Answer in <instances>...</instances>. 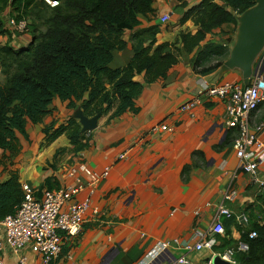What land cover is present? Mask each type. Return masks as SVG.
I'll list each match as a JSON object with an SVG mask.
<instances>
[{"label":"crops","instance_id":"crops-1","mask_svg":"<svg viewBox=\"0 0 264 264\" xmlns=\"http://www.w3.org/2000/svg\"><path fill=\"white\" fill-rule=\"evenodd\" d=\"M200 1L188 0L185 5L177 0H154L153 13L137 28L159 24L158 42H175L181 31L198 30L192 20L182 23L181 18L188 7ZM164 13L170 14V20L163 24L160 17ZM1 17L6 18V26L15 38L18 31L9 24V15ZM227 26L222 32L208 34L205 42L229 38ZM134 31L124 34L125 48L113 51L111 67L130 62ZM28 36L19 37L23 44L28 42ZM1 38L4 41L5 37ZM193 56L194 52L181 56L164 79L147 82L142 74L138 75L136 79L143 84L136 99L139 111L113 115L112 110L102 115L98 127L89 132V146L80 152L72 151L66 135L50 143L43 136L46 126L59 125L72 116L77 108H70L68 101L55 98L51 112L41 122L28 120L27 137L21 138V153L15 166L22 184L27 182L43 189L50 183L55 189L72 181L68 172L79 162L95 171L110 167V174L98 186L85 187L76 195L77 199L89 197L83 228L77 236L63 242L61 253L51 264H141L160 241L177 238L182 245H193L199 239L197 232H208L216 219L226 228L229 216L219 214L222 205L247 225L245 209L258 204L262 193L239 167L233 148L237 130L226 125L227 99L201 92L199 82L202 78L210 83H243L242 77L239 71L221 76L218 69L209 75L199 74L194 70ZM194 100L189 111L181 110L182 105ZM263 120L264 107L252 113L251 130L255 131ZM163 124L172 130L156 128ZM59 148L64 149L54 160ZM126 151L127 157L121 158ZM260 174L264 177V167ZM7 177V171L0 167V181ZM81 178L89 181L86 174ZM229 190L236 191L232 200L225 199ZM240 216H245L243 222ZM230 231L228 238L240 239L235 224ZM224 248L221 243L215 247ZM171 252L175 256L186 254L190 264H206L211 255L208 249L186 252L182 247H171ZM21 254L30 262L39 260L30 244L23 247ZM3 257L5 264H19L8 244Z\"/></svg>","mask_w":264,"mask_h":264},{"label":"trees","instance_id":"trees-1","mask_svg":"<svg viewBox=\"0 0 264 264\" xmlns=\"http://www.w3.org/2000/svg\"><path fill=\"white\" fill-rule=\"evenodd\" d=\"M59 1L58 6L50 7L44 0H0L1 14L16 20L33 17L34 22L39 19L45 26V30H40L29 23V41L17 45L11 42L6 18L0 17V71L5 77L0 82V167L8 173L0 181V217L16 213L24 197L15 166L21 153V138L27 137L28 120L41 122L51 112L55 98L68 101L70 108L81 107L88 116L112 110L113 115L137 113L136 99L143 88L136 79L138 75L142 74L147 82L164 79L181 56L192 52L197 73H214L228 58L234 34L220 42H205L207 35L222 32L225 25H233L236 31L237 16L255 3L201 0L188 7L181 18L182 23L192 20L198 26L195 33L185 30L175 42H158L161 25L137 28L153 13L154 0ZM128 31H134V55L127 65L113 68V51L125 48L123 36ZM1 37H5L4 41ZM81 129L79 120L69 116L59 125L46 126L43 136L50 143L66 135L72 151L77 153L86 149L91 139L89 132ZM63 149L55 152L54 160ZM48 188L52 189V184ZM259 199L258 204L245 209L247 225L231 214L225 236H219L222 248L234 246L237 241L228 235L235 224L240 239L250 243L248 252L236 254L238 264H264V194ZM251 231L257 232L255 238H249Z\"/></svg>","mask_w":264,"mask_h":264},{"label":"built area","instance_id":"built-area-1","mask_svg":"<svg viewBox=\"0 0 264 264\" xmlns=\"http://www.w3.org/2000/svg\"><path fill=\"white\" fill-rule=\"evenodd\" d=\"M50 7L60 4L59 0H44ZM187 2L188 0H177ZM161 23L170 20V14L164 13L160 17ZM9 24L19 32H25L28 19L16 20L8 17ZM201 92L210 97L227 99L226 125L237 130L233 140V148L239 159V167L248 173L253 182L258 184L260 192L264 194V177L260 174V168L264 167V120L260 122L255 131L251 130L250 118L252 113L258 112L264 107V52L256 63L255 74L248 85L235 82L210 83L204 79L199 80ZM196 101L185 103L182 111H189ZM160 130H172L168 125H161ZM155 128V129H156ZM128 152H123L121 158L127 157ZM110 167L102 171H95L84 162L70 168L68 175L72 181L64 183L59 188L49 189L34 187L30 183H23L24 197L18 206L16 213L0 217V264H5L3 257L4 246L8 244L17 255L19 264H51L61 253L63 242L77 236L83 228V215L89 208V197L77 199L85 187L95 188L108 175ZM89 177L88 182H83L81 175ZM236 197V191H228L225 199L232 200ZM219 214L230 216L232 213L225 206L219 207ZM199 239L192 244L182 245L175 238L163 240L157 243L144 258L141 264H190L187 255L175 256L171 247H182L186 252L211 250V255L206 264H216L214 258L220 256L224 261L237 264L236 254L248 252L250 243L245 240H237L234 246L224 250H216L219 245V236H225V227L221 220L216 219L208 232L198 231ZM249 238L257 236L256 231L248 234ZM30 244L34 253L38 256L37 262H30L27 256L21 254V250Z\"/></svg>","mask_w":264,"mask_h":264},{"label":"water","instance_id":"water-1","mask_svg":"<svg viewBox=\"0 0 264 264\" xmlns=\"http://www.w3.org/2000/svg\"><path fill=\"white\" fill-rule=\"evenodd\" d=\"M238 24L230 44L229 56L224 60L217 72L221 76H227L232 71H239L244 85H248L255 74L256 63L264 52V0H255L250 8L237 16ZM102 113L93 116L84 113L78 107L72 117L78 119L82 132H90L98 127ZM243 222L245 216H240ZM216 264H231L220 256L214 258Z\"/></svg>","mask_w":264,"mask_h":264},{"label":"rangeland","instance_id":"rangeland-1","mask_svg":"<svg viewBox=\"0 0 264 264\" xmlns=\"http://www.w3.org/2000/svg\"><path fill=\"white\" fill-rule=\"evenodd\" d=\"M0 17H1V13H0ZM29 23H31L30 25H32L33 23L34 24H36L37 26H38V28L40 29V30H45V26L43 25V23L42 22H39V19H36V21L34 22V18L33 17H31V18H29L28 19V26L29 27H27V30H25L26 32H16V37L14 38V37H12L11 36V42L12 43H15V44H22L23 42H21L22 40L19 38V37H23L25 34H29V35H31L32 34V32H31V29H32V27H30V25H29ZM168 25H170V23H167V26ZM227 29V31L230 33V35L232 36V34H234V26L233 25H228L227 27H226ZM30 37L31 36H28L26 39H28V41H29V39H30ZM2 39V38H1ZM25 42V41H24ZM5 81V77H4V75L2 74V72L0 71V82H4ZM104 170V169H103ZM109 174H110V172H109Z\"/></svg>","mask_w":264,"mask_h":264}]
</instances>
